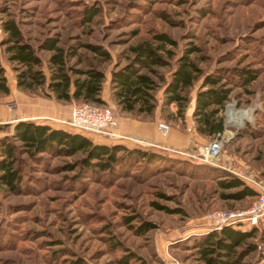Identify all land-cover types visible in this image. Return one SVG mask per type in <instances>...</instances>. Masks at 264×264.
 <instances>
[{"label":"rangeland","instance_id":"374dc122","mask_svg":"<svg viewBox=\"0 0 264 264\" xmlns=\"http://www.w3.org/2000/svg\"><path fill=\"white\" fill-rule=\"evenodd\" d=\"M90 8L98 13L86 21ZM7 19H15L34 45L47 36H58L61 45H72L90 57L94 53L86 43L108 49L112 58L99 62L106 73L102 90L106 94L112 92L109 76L115 63H125L130 46L155 32L173 37L178 53L197 45L200 49L193 56L205 73L222 68L235 79L234 71L247 68L257 77L247 85L233 83L223 111L227 127L222 152L213 161L204 158L203 149L218 135L199 133L191 113L202 78L183 117L177 116L175 104L161 110L162 120L171 127L194 133L190 144L184 148L143 146L163 156L151 164L146 160L120 163L102 171L68 166L83 152L43 153L42 160L23 154L21 190L0 184V264H122L124 260L129 264H207L193 241L216 229L208 213L245 210L257 197H222V191L235 189L220 187L217 175L225 171L254 188L264 186V0H0V64L10 86L9 93L0 90V123L4 125L0 138L11 136L23 93L48 97L41 88L31 93L17 86L3 43L2 25ZM41 53L48 72L50 51ZM160 70L166 78L171 76V66ZM156 95L162 98L163 85ZM105 103L113 106L118 119L117 105ZM114 128L111 134L70 129L98 139L113 136ZM146 221L154 226L142 232L140 226ZM255 226L263 227L264 217ZM241 264H264V246L246 255Z\"/></svg>","mask_w":264,"mask_h":264},{"label":"trees","instance_id":"16d2710c","mask_svg":"<svg viewBox=\"0 0 264 264\" xmlns=\"http://www.w3.org/2000/svg\"><path fill=\"white\" fill-rule=\"evenodd\" d=\"M97 13V9H87L85 20L91 21ZM2 27L6 32L3 43L16 71L18 87L31 93L41 88L46 95L61 100L105 103L101 94L106 73L100 68L99 62L112 58L108 49L99 44L86 43L94 53L90 57L72 45H61L58 36H47L38 45H34L26 39L15 19L5 20ZM176 45L177 41L166 32H155L151 38L132 44L128 60L125 63L116 62L112 69L113 100L122 110L137 115L152 114L159 103L156 90L163 85V108L175 104L177 116L183 117L193 98L192 90L202 78L195 94V128L199 133L209 136L222 134L227 127L223 111L231 98L233 83L247 85L257 74L247 68L234 71L235 79H231L228 71L222 68L205 73L193 56L200 49L197 45L186 46L181 53L174 48ZM43 50L50 51L48 72L44 69ZM164 66H171L169 78L160 70ZM5 70L0 64V90L9 93ZM3 127L0 123V129ZM79 152H83V156L75 163H68V166L75 168L81 165L83 169L106 171L120 163L132 165L133 162L146 160L151 164L163 158L160 153L146 148L129 147L124 143H99L81 132L33 119H19L13 124L11 136L0 138V184L13 191L21 190L23 154L42 160L43 153L71 156ZM222 173L217 175L220 187L235 189L222 191V197L243 199L258 194L240 176L225 171ZM155 204L161 208L166 207L157 202ZM153 226L152 222L146 221L140 226V231L146 232ZM252 238H257V241ZM193 244L200 258L207 264H241L246 255L260 245L264 246V226L243 228L224 225L195 236ZM122 264L129 262L124 260Z\"/></svg>","mask_w":264,"mask_h":264},{"label":"crops","instance_id":"0c3cea01","mask_svg":"<svg viewBox=\"0 0 264 264\" xmlns=\"http://www.w3.org/2000/svg\"><path fill=\"white\" fill-rule=\"evenodd\" d=\"M111 82V76H109ZM105 102L117 103L112 98V92H102ZM19 104V119H33L42 123H48L54 127L73 131L67 120L71 117V101L60 103L61 99L55 96L29 95L23 93ZM65 101V100H63ZM113 103V105H114ZM173 105V104H172ZM115 106V105H114ZM195 102L191 108L193 116ZM116 107V106H115ZM163 108V96L159 98L157 108L152 114L137 115L131 111L122 110L118 105L115 109L118 113V123L115 126L116 133L113 136H100L92 138L99 143H124L129 147L156 146L161 148H184L190 144L194 133L188 132L178 125L172 126L167 135H164L159 127L161 110ZM91 137V136H90ZM257 190L258 187H255ZM259 191V190H258ZM248 228V227H247Z\"/></svg>","mask_w":264,"mask_h":264},{"label":"built area","instance_id":"2783aa9c","mask_svg":"<svg viewBox=\"0 0 264 264\" xmlns=\"http://www.w3.org/2000/svg\"><path fill=\"white\" fill-rule=\"evenodd\" d=\"M67 123L79 131L109 132L111 134L112 129L118 123V119L112 105L88 100L74 104L71 117ZM159 127L164 135H167L171 129L170 124L164 120L159 122ZM223 144L224 137L219 134L205 145L203 149L204 158L208 161L218 158L222 152ZM258 188L259 193L250 208L245 210H212L208 213L209 223L216 229L224 225L243 228L258 225L260 219L264 217V186L261 185Z\"/></svg>","mask_w":264,"mask_h":264}]
</instances>
